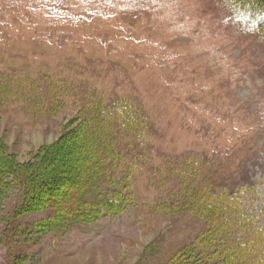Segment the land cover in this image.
Listing matches in <instances>:
<instances>
[{"label":"rangeland","instance_id":"1","mask_svg":"<svg viewBox=\"0 0 264 264\" xmlns=\"http://www.w3.org/2000/svg\"><path fill=\"white\" fill-rule=\"evenodd\" d=\"M226 2L0 0V145L24 165L49 151L36 199L50 192L46 176L62 187L86 161L85 104L114 116L127 107L146 126L140 141L122 134L133 146H120L100 181L102 194L126 199L118 214L40 236L30 226L46 212L10 232L0 224V264H174L193 248L198 264H224L226 248L253 262L264 229V43ZM174 168L204 173L205 200L228 193L248 226L235 219L224 242L201 207L173 216Z\"/></svg>","mask_w":264,"mask_h":264},{"label":"trees","instance_id":"2","mask_svg":"<svg viewBox=\"0 0 264 264\" xmlns=\"http://www.w3.org/2000/svg\"><path fill=\"white\" fill-rule=\"evenodd\" d=\"M220 1H227L226 3H229V7H232V11L237 14L244 27L259 34L257 40L264 43V0ZM85 105L88 111L81 116L82 118H78V126L81 130L80 144L84 146L82 155L86 161H81L82 167L79 171L67 173L65 179L67 183L62 187L60 186L62 179L56 175L48 177L45 174V184L50 189L45 197L36 199L35 192L37 184L43 178L41 175L46 173V168L53 165L49 151L38 153L35 155V160L24 165L17 163L6 151L4 145H0V212L6 209L3 216L0 215V224L9 229V232L14 227L13 222H18V219L25 215L49 213L46 218L30 226V233L40 236L70 230L79 224H90L93 219L114 217L118 214L117 210L125 205L126 199L116 193L102 194L100 181L106 179L112 170L118 168L117 160L122 155L120 146L125 145V150L133 146L126 141L119 142L122 134L126 132V140L140 141L146 126L134 115L130 116L124 112L127 107H123V110L119 109V114L114 116L111 113L100 112L99 107H95L92 102ZM114 118L117 120L115 129L113 125H110ZM117 131H120L118 135L115 133ZM174 170L172 175L175 178L174 183H176L179 197H176L175 202L170 206L173 216L186 213L193 206H199V209L201 207L203 214L208 216L207 219L215 222V225L219 227L218 233L224 242L230 237V231L235 228V219H239L245 223L243 225L248 226L246 218L236 211H239L238 202L232 201L233 198L228 193L223 192L213 197L211 201L205 200L204 191L200 188V183L204 182V173L201 172L202 175L200 173L196 176L193 172L190 176L184 173L182 168L178 170L174 168ZM8 193L14 197L15 204L11 208ZM6 194L7 200L5 198L3 200L7 204L6 208H3L1 198ZM203 196L204 199H201ZM30 201L31 207H29ZM226 214L227 222L222 220ZM206 233L214 236L212 231ZM256 234L261 239L262 249L253 257L250 256L253 259L252 263L243 262L241 252L243 249L240 251V248H237L238 256L234 251V257H232L231 250L226 248V251H223L224 264H264V229H257ZM194 251V248L192 251L182 250L173 263L198 264V260L194 258ZM249 252H251L250 249L247 253Z\"/></svg>","mask_w":264,"mask_h":264}]
</instances>
